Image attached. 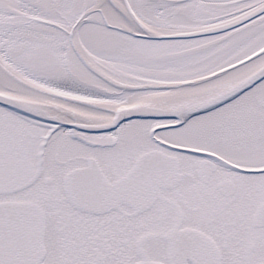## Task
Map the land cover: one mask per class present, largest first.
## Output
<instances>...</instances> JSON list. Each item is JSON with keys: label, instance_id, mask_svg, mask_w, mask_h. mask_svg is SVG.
I'll return each mask as SVG.
<instances>
[{"label": "snow or ice", "instance_id": "obj_1", "mask_svg": "<svg viewBox=\"0 0 264 264\" xmlns=\"http://www.w3.org/2000/svg\"><path fill=\"white\" fill-rule=\"evenodd\" d=\"M0 264H264V0H0Z\"/></svg>", "mask_w": 264, "mask_h": 264}]
</instances>
